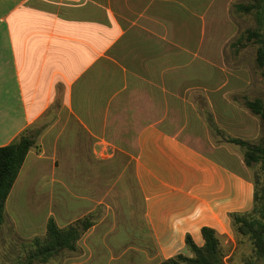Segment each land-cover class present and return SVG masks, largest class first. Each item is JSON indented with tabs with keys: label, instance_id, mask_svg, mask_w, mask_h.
I'll return each mask as SVG.
<instances>
[{
	"label": "crops",
	"instance_id": "obj_1",
	"mask_svg": "<svg viewBox=\"0 0 264 264\" xmlns=\"http://www.w3.org/2000/svg\"><path fill=\"white\" fill-rule=\"evenodd\" d=\"M195 1L196 8L205 10L203 0ZM189 2L193 1L0 0V147L27 129L36 138L21 171L27 169L29 161L28 168L50 165L56 181L61 163H78L84 154L91 164L113 157L114 154L100 156V142L115 144L107 138L109 122L121 111H129L120 109L121 102L137 93L147 95L155 104L165 103L172 96L179 104L184 102L182 92H172L168 70L187 66L189 52L169 40L166 33L172 30L165 22L173 13L179 16L176 7L183 14L179 17L186 20L191 12ZM212 3L215 2L206 4L208 9ZM154 23L159 24V29L150 25ZM126 50L131 53V76L123 66L128 62ZM109 51H115L114 55H109ZM91 53L95 57L87 60ZM102 56L121 67L123 82L105 109L87 106V97L92 94L87 82L96 77L86 72ZM103 76L108 78V74ZM223 86L213 93L220 99L216 112L230 120L225 122L229 130L241 132L246 137L242 139L256 141L261 126L258 123L253 131L252 126L244 124L238 105L245 95L238 90H224ZM233 92L236 102L232 104L226 101V95ZM76 96L82 99L78 106ZM87 113L95 115L94 124L87 122ZM168 125L163 120L146 121L136 131L130 128L126 141L117 140L115 144L132 145L133 141L136 147L132 171L123 170L128 175L123 186L132 185L133 180L137 187L143 201V217L155 243L152 252L133 255L132 261L140 257L159 264L181 253L191 256L186 236L190 234L202 246V228L207 226L218 231L223 247L233 245L226 253L230 264H248L251 253L237 246L230 217L254 207L255 185L244 174L247 166L243 155L221 148L215 153L203 152ZM216 153L226 156L233 165L220 161ZM115 175L108 169L87 170V208L71 216L67 200L62 199L56 208H51L58 210L62 218L52 211L45 224L53 217L67 227L80 217L93 214L100 205L105 209L101 222H94L83 235L91 239L112 210L105 180ZM60 184L59 191L68 193V188ZM120 191V197L125 198L130 190L127 187Z\"/></svg>",
	"mask_w": 264,
	"mask_h": 264
},
{
	"label": "rangeland",
	"instance_id": "obj_2",
	"mask_svg": "<svg viewBox=\"0 0 264 264\" xmlns=\"http://www.w3.org/2000/svg\"><path fill=\"white\" fill-rule=\"evenodd\" d=\"M192 1L188 3L191 12L186 20L182 19L183 16L179 17L182 13L176 7L179 16L173 13L169 22H165L167 28L172 30L166 33L169 40L189 52L187 66H175L168 70L171 90L182 92L184 102L179 104L177 98L172 96L165 103L155 104L145 94L130 96L121 102L120 107L121 110L128 108L129 111H121L111 119L107 138L115 144L117 140L126 141L125 135L130 132V128L137 130L146 121L163 120L174 132H178L180 138L203 152L215 153L221 148L242 156L243 148L228 143L225 135L214 128L216 124L228 130L232 136L246 138L241 132L229 130L227 124L225 126V122L230 120L216 112L220 99L213 93L225 85L224 90H238L249 99L259 97L264 100V73L256 60L259 45L245 38L247 30L257 29V22L253 14L240 13L235 8L238 3L248 4L254 0H213L215 3L209 9L206 4L212 0H203L201 4H204L205 10L196 8L198 2ZM150 25L159 29L158 23ZM234 93L226 95V101L235 103ZM238 105L242 110L244 124L252 126L253 131L258 123L261 126L259 138L251 142L264 141V121L248 110L243 100ZM130 143L132 145L114 144V156L105 160L98 159L94 164L87 162V154L78 163L66 161L59 164L61 166L55 175L56 181L50 165L41 169L28 168L31 163L29 161L27 169L20 172L6 202L5 223L0 229V264H28L33 239L45 236L47 217L52 211L59 214L58 210L51 208L53 205L56 208L60 200H67L71 216H77L87 208V170L91 169H108L116 173L115 177L105 180L110 188L109 202L112 207L107 221L98 226L96 232L91 234V239L83 237L76 251L66 250L53 260L35 264H151L147 259L137 257L133 262L131 258L144 251L152 252L155 243L143 217V201L137 187L133 180L132 185L123 186V182L128 181V175L123 170L133 169L136 147L133 141ZM215 157L233 165L221 153H216ZM244 174L258 182L261 188L264 187V173L260 166L247 168ZM60 183L68 188V193L59 191L62 188ZM127 187L130 191L125 198H121L120 189L125 190ZM104 212L103 206L97 205L93 214L84 217L99 223ZM59 216L61 219L62 216ZM57 223L60 227L64 224L62 220H57ZM232 237L237 241L234 231ZM237 246L252 255L253 249L249 243H237ZM232 248L230 243L223 247L226 253ZM256 264H264V259L258 260Z\"/></svg>",
	"mask_w": 264,
	"mask_h": 264
},
{
	"label": "trees",
	"instance_id": "obj_3",
	"mask_svg": "<svg viewBox=\"0 0 264 264\" xmlns=\"http://www.w3.org/2000/svg\"><path fill=\"white\" fill-rule=\"evenodd\" d=\"M238 12L253 14L257 22V29L247 30L245 36L248 42L254 41L259 47L257 50V64L264 73V0H254L252 3H238L235 5ZM109 55L115 51H109ZM127 61L123 66L127 68L131 76L132 66L130 63V51H125ZM94 53L87 56L92 60ZM96 77L87 82V88L92 94L87 97V106L101 107L105 109L113 95L123 86L120 80L122 75L121 67L115 64L110 58L99 57L86 72ZM105 74L108 78L104 79ZM78 89V87H77ZM78 96L75 104H80ZM245 107L254 115L260 116L264 121V100L262 98H243ZM94 121V122H93ZM95 115L87 113V122L94 124ZM215 130L225 135L226 141L243 148L244 163L248 169L260 166L264 173V141L253 143L251 141L227 135L223 129L215 124ZM36 145V138L29 132V129L19 134L10 144L0 147V229L5 223V206L7 199L19 177L21 169L31 149ZM136 154V150L134 151ZM245 177V175H242ZM255 185L254 207L250 212L233 213L230 215L232 229L237 237V243H249L252 246V255L248 258V264H256L258 260L264 259V187L258 182ZM94 226L90 217L77 220L76 223L67 227H60L57 221L51 217L47 222L46 234L42 238L37 236L33 239V250L28 257V264L45 263L58 257L63 251H76L78 243L85 234ZM204 244L198 245L193 237L186 236V245L191 256L178 254L168 258L159 264H230L226 259V252L223 249L221 235L211 227L202 228Z\"/></svg>",
	"mask_w": 264,
	"mask_h": 264
},
{
	"label": "built area",
	"instance_id": "obj_4",
	"mask_svg": "<svg viewBox=\"0 0 264 264\" xmlns=\"http://www.w3.org/2000/svg\"><path fill=\"white\" fill-rule=\"evenodd\" d=\"M100 148V156L103 158H106V156H112L113 153L116 151L114 146L106 141L100 142Z\"/></svg>",
	"mask_w": 264,
	"mask_h": 264
}]
</instances>
